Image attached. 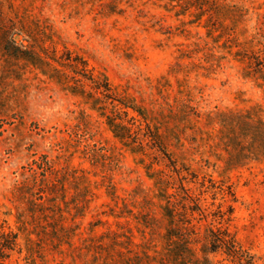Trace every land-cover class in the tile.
I'll return each instance as SVG.
<instances>
[{
    "label": "rangeland",
    "instance_id": "1",
    "mask_svg": "<svg viewBox=\"0 0 264 264\" xmlns=\"http://www.w3.org/2000/svg\"><path fill=\"white\" fill-rule=\"evenodd\" d=\"M264 264V0H0V264Z\"/></svg>",
    "mask_w": 264,
    "mask_h": 264
},
{
    "label": "trees",
    "instance_id": "2",
    "mask_svg": "<svg viewBox=\"0 0 264 264\" xmlns=\"http://www.w3.org/2000/svg\"><path fill=\"white\" fill-rule=\"evenodd\" d=\"M210 240L213 250H222L232 260H236L240 264H258L254 255L240 244L229 229L219 232L212 231Z\"/></svg>",
    "mask_w": 264,
    "mask_h": 264
}]
</instances>
